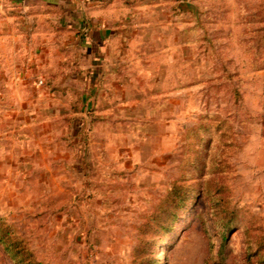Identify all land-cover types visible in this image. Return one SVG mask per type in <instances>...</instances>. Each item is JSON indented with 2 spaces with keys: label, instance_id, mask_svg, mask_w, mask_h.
I'll list each match as a JSON object with an SVG mask.
<instances>
[{
  "label": "rangeland",
  "instance_id": "obj_1",
  "mask_svg": "<svg viewBox=\"0 0 264 264\" xmlns=\"http://www.w3.org/2000/svg\"><path fill=\"white\" fill-rule=\"evenodd\" d=\"M125 12L142 38L122 74L151 93L125 116L154 107L156 119L79 120L87 152L54 163L37 122L7 121L35 110L45 79L25 74L30 85L13 91L25 105L0 89V228L44 264H247L264 235V0H133ZM174 182L191 198L164 233L152 218ZM0 264H17L1 242Z\"/></svg>",
  "mask_w": 264,
  "mask_h": 264
},
{
  "label": "crops",
  "instance_id": "obj_2",
  "mask_svg": "<svg viewBox=\"0 0 264 264\" xmlns=\"http://www.w3.org/2000/svg\"><path fill=\"white\" fill-rule=\"evenodd\" d=\"M132 5L133 0H0V89L4 101L18 105L13 95H19L21 104H26L23 94H15L30 85L25 74L46 81L36 87L35 110L15 109L7 121L21 130L37 122L42 158L52 153L54 163L67 159L72 163L75 155L87 152V146L78 141L79 120L108 118L105 114L122 121L156 119L154 107L142 108L140 117L125 116L132 110L128 106H142L144 98L151 96L142 91L141 82L128 83L122 74L126 58L138 50L133 42L142 38L133 16L125 12ZM27 58L29 63L24 64ZM64 64L66 74L59 79L53 73ZM138 68L130 66L128 71L149 69ZM125 83L132 84L137 93H129ZM66 120L72 122V132L61 129ZM52 122L61 124L51 129ZM9 137L18 143L21 134L14 130ZM117 143V153H121L122 141Z\"/></svg>",
  "mask_w": 264,
  "mask_h": 264
},
{
  "label": "trees",
  "instance_id": "obj_3",
  "mask_svg": "<svg viewBox=\"0 0 264 264\" xmlns=\"http://www.w3.org/2000/svg\"><path fill=\"white\" fill-rule=\"evenodd\" d=\"M172 185L173 187L165 203L153 214L152 218L156 224V230H162L164 233L173 230L174 222L179 217L180 212L185 210L186 204L191 198L189 193L183 189L184 187L180 186L178 182H174ZM0 242L17 264H44L37 260L35 253L27 245L26 241L16 234L13 227L7 225L0 228ZM139 251V256L145 254V248L142 247L138 249V252ZM153 261L154 264L159 262L158 258H154ZM133 264L146 263L143 259H137ZM247 264H264V235L258 238V250L248 255Z\"/></svg>",
  "mask_w": 264,
  "mask_h": 264
}]
</instances>
